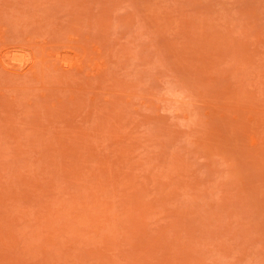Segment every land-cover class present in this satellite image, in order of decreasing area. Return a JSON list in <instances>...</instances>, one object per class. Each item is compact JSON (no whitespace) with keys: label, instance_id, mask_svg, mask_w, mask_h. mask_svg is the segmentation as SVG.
<instances>
[{"label":"rangeland","instance_id":"374dc122","mask_svg":"<svg viewBox=\"0 0 264 264\" xmlns=\"http://www.w3.org/2000/svg\"><path fill=\"white\" fill-rule=\"evenodd\" d=\"M0 264H264V0H0Z\"/></svg>","mask_w":264,"mask_h":264}]
</instances>
